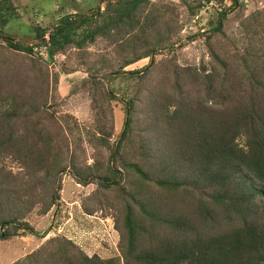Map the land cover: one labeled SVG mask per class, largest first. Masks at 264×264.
<instances>
[{
    "label": "rangeland",
    "instance_id": "obj_1",
    "mask_svg": "<svg viewBox=\"0 0 264 264\" xmlns=\"http://www.w3.org/2000/svg\"><path fill=\"white\" fill-rule=\"evenodd\" d=\"M148 1L142 23L145 17L158 22L166 35V46L172 42L175 45L159 50L152 62L145 59L123 68L127 60L144 55L152 43V31L114 30L110 38L100 36L82 49L68 46L54 58L37 39L39 30H44L48 43L63 17L77 15L74 18L78 19L106 13L107 0H10L17 16L3 30L5 37L34 47V53L15 51L0 39V89L5 101L17 95L42 110L43 122L52 134V139L46 138L51 140V149L64 172L55 176L54 189L60 188L58 204L41 215L50 201L43 194L45 202L36 204L27 219L38 234L0 240V264L23 260L56 237L72 241L89 257L97 255L124 264L121 247L126 235V209L132 208L148 230L154 228L128 197L141 190L156 198L158 208L154 211L172 207L174 217L192 224L199 232L208 231L207 208L198 199L182 197L181 193L176 204L164 206L167 196L159 193L154 180L145 182L131 166L138 164L153 176L160 174V166L147 155L158 149L164 151L168 139L164 137L161 143L159 132L166 125L159 121L172 103H201L214 109L216 103L218 109L224 101L221 107L229 111L234 99L246 90L247 84L242 83L245 78L264 74V0H239V7L229 13L221 33H215L214 28L219 14L232 5L231 0ZM116 71L120 75L111 82L109 75ZM139 71V78L127 75ZM215 86L220 94L210 93ZM109 90L114 91L115 100L106 96ZM129 98L135 103L133 132L116 156L125 123L122 101ZM1 110H5L2 105ZM100 121L113 126L107 129L111 133L108 147L94 138ZM27 128L21 124L19 136L24 137ZM32 144L34 136L26 145ZM0 164L20 181L30 182L23 166L10 154L1 157ZM111 169L120 172L119 187L102 186L99 177ZM77 173L97 178L82 185ZM49 185L48 180L44 181L37 194L44 193ZM201 212L205 216H200Z\"/></svg>",
    "mask_w": 264,
    "mask_h": 264
},
{
    "label": "trees",
    "instance_id": "obj_2",
    "mask_svg": "<svg viewBox=\"0 0 264 264\" xmlns=\"http://www.w3.org/2000/svg\"><path fill=\"white\" fill-rule=\"evenodd\" d=\"M107 1L106 13L91 17L82 15L78 19L74 18L77 15L61 18L48 43L46 31L39 30L37 39L41 41L40 45L54 58L68 46L82 49L95 43L100 36L110 38L114 30L152 31V43L144 55L127 60L123 68L145 59H152V62L153 55L159 50L174 47L173 42L166 46V35L158 22L145 17L142 23V11L148 0ZM231 2L232 5L219 14L215 33L222 32L229 13L240 5L239 0ZM16 16L10 0H0V39L15 51L33 54L34 47L16 44L5 37L3 30ZM140 73L127 75L136 79ZM119 75L120 71L111 73V82ZM242 83L247 84L246 90L234 99L229 111L221 107L224 101L218 104V109L216 103L215 109L201 103L194 105L176 101V106L172 103L159 121L166 125L159 132L161 143L164 137L168 139L164 151L158 149L157 153L147 155L160 166V174L155 177L138 164L131 166L145 182L154 180L159 193L167 196L164 206L176 204L181 193L182 197L198 199L207 208V215L201 212L200 216H205L210 224L208 231L199 232L192 224L174 217L172 207H163V212L154 211L158 208L157 200L150 193L147 195L141 190L128 194L155 229L149 227L148 230L142 220H137L132 208L126 209V235L121 247L124 264H264V74L246 77ZM112 92L107 91L106 96L115 100ZM210 93L220 94L216 86ZM3 94L0 89V102L5 101ZM122 102L125 123L116 156L120 155L133 132L134 99ZM0 105L5 109L0 111V158L7 154L13 156L30 178V182L20 181L19 176L0 164V240L7 241L38 234L27 219L36 204L45 202L43 194L50 201L41 215L48 214L58 204L60 188L54 189L55 176L57 178L64 171L56 161L58 155L51 149V140L46 138L52 139V134L43 122L42 110L30 106L28 101L17 95H12ZM100 122L94 138L101 146L108 147L111 133L107 129H113V126ZM23 123L28 128L22 135L27 138L19 136ZM33 136L35 144L26 145ZM148 161L151 163L152 160ZM77 174L78 183L82 185L97 178L93 174ZM99 178L105 187H119L122 180L120 172L114 169ZM46 180L50 182L48 190L37 194L39 186ZM225 222L228 223L226 228ZM157 226L163 230L159 231ZM14 264H117V261L97 255L89 257L72 241L56 237Z\"/></svg>",
    "mask_w": 264,
    "mask_h": 264
}]
</instances>
